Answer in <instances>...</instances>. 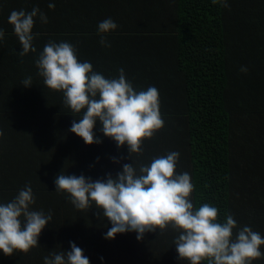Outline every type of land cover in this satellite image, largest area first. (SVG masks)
I'll list each match as a JSON object with an SVG mask.
<instances>
[{
  "label": "trees",
  "instance_id": "1",
  "mask_svg": "<svg viewBox=\"0 0 264 264\" xmlns=\"http://www.w3.org/2000/svg\"><path fill=\"white\" fill-rule=\"evenodd\" d=\"M227 2L229 7L212 0H0V203L30 184L32 210L52 215L40 246L12 256L0 251V264H44L53 251H71L70 242L90 264H189L173 243L178 231L105 239L112 225L102 210L76 209L54 182L61 173L115 178L124 164L138 169L172 151L180 153L177 174L189 173L195 186L194 208L217 207L220 222L231 214L234 236L248 226L264 237V0ZM33 8L48 23L34 17L37 52L20 56L8 17ZM107 18L118 25L104 34L110 47L101 45L98 32ZM49 41L72 44L79 60L106 78H118L123 68L136 91L158 89L164 127L144 141L142 154L118 147L99 121L94 132L101 143L87 145L69 130L82 113L44 84L35 64ZM28 77L32 84L24 86ZM253 264H264V257Z\"/></svg>",
  "mask_w": 264,
  "mask_h": 264
},
{
  "label": "clouds",
  "instance_id": "2",
  "mask_svg": "<svg viewBox=\"0 0 264 264\" xmlns=\"http://www.w3.org/2000/svg\"><path fill=\"white\" fill-rule=\"evenodd\" d=\"M214 4L229 7L227 0H212ZM50 9L55 8L49 3ZM39 15L43 23L48 18L33 8L31 12L13 10L8 23L22 45L20 56L36 53L34 46V17ZM118 25L111 18L98 24L100 43L110 47L104 34L114 31ZM38 35V34H37ZM5 32L0 28V41ZM38 75L51 90L61 91L64 104L82 118L73 120L71 132L81 137L87 145L101 143L94 132L97 121L103 134L113 139L118 147L128 146L129 152L142 154L143 143L164 127L160 111L159 91L150 86L136 91L120 68L118 78H106L95 72L93 65L81 62L77 48L68 42L49 41L35 61ZM241 72H247L242 66ZM31 86L32 78L22 81ZM4 135L0 130V138ZM180 153L169 152L153 158L150 165L124 164L123 170L113 178L93 181L84 175L59 174L55 178L57 192L67 193L71 204L78 210H89L93 205L101 209L103 217L111 222L105 239H115L117 234L137 233L143 240L146 233L160 234L169 227L179 232L174 245L179 258L189 264H253L264 257L261 246L264 237L244 226L234 236L237 222L231 214L225 222L219 221V209L209 203L194 208L191 195L195 190L189 173L177 174ZM113 162L119 163L112 157ZM36 202L30 184L21 189L15 198L0 203V251L12 256L15 252L27 254L39 245L42 230L52 220L51 212L32 210ZM71 251L51 252L44 257V264H90L83 250L74 242Z\"/></svg>",
  "mask_w": 264,
  "mask_h": 264
}]
</instances>
